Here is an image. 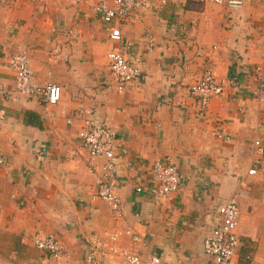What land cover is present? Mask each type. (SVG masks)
Wrapping results in <instances>:
<instances>
[{"label":"crops","instance_id":"0c3cea01","mask_svg":"<svg viewBox=\"0 0 264 264\" xmlns=\"http://www.w3.org/2000/svg\"><path fill=\"white\" fill-rule=\"evenodd\" d=\"M98 1L0 0V264H87L90 251L106 264L93 243L109 234L127 247L126 231L146 238L142 251L166 264H209L204 238L234 193L238 247L230 264H264V102L251 93L264 81V4L244 0L231 11L170 0L161 11H134L116 25L121 40L112 42L94 10ZM113 48L141 72L120 94L106 60ZM18 51L38 84L60 89L57 105L15 91L7 58ZM204 70L222 93L199 112L188 91ZM84 111H94L127 150L114 187L120 222L97 199L86 167ZM165 158L180 186L155 205L148 173ZM48 235L69 255L56 261L30 242Z\"/></svg>","mask_w":264,"mask_h":264},{"label":"built area","instance_id":"2783aa9c","mask_svg":"<svg viewBox=\"0 0 264 264\" xmlns=\"http://www.w3.org/2000/svg\"><path fill=\"white\" fill-rule=\"evenodd\" d=\"M170 0H100L95 6V12L108 26V38L112 42H119L121 34L116 27L125 21L134 11L149 9L161 11ZM231 11H239L244 6V0H200ZM264 4V0H254ZM149 47H152L150 44ZM5 49V46L2 47ZM57 56V52L53 57ZM109 72L115 83L116 91L120 94L125 84L136 80L140 70L132 66L120 48H113L106 55ZM7 67L14 75L15 91L27 97H32L40 103L55 106L60 100V89L51 83L38 84L29 65L28 57L22 52L11 53L7 58ZM189 95L197 102L199 112L205 110L209 101L221 95L222 88L213 78L209 70H204L199 81L189 88ZM253 97L264 102V81L260 80L254 90ZM82 122L79 133L80 148L87 156L86 167L94 176L95 194L97 199L107 204L112 218L120 222L124 218L123 206L115 192V177L117 161L127 154L125 146L119 141L111 129L101 120L97 119L94 111L80 112L78 115ZM4 118V111L0 110V125ZM220 137V136H219ZM227 140V137H224ZM255 152L261 154L263 149L259 141L254 142ZM101 160V165L97 161ZM2 161L0 160V166ZM248 175L256 174L251 168ZM152 185V199L155 205L163 198L175 194L179 190L180 177L175 165L168 159L156 160L152 163L149 173ZM141 189L137 188L136 192ZM237 193H234L217 210L218 224L204 238L202 244L203 254L209 258V264H230L238 247L236 229L239 221ZM130 236V245L119 247L116 244L117 235L105 234L107 242H95L93 245L107 257L106 264H166L162 259L149 252L142 251L147 247L146 238L137 233L126 231ZM151 238V237H149ZM31 244L40 252L45 253L56 261L69 255V250L51 236H33ZM87 264H98L96 252L90 251L86 256ZM182 264V263H177Z\"/></svg>","mask_w":264,"mask_h":264},{"label":"rangeland","instance_id":"374dc122","mask_svg":"<svg viewBox=\"0 0 264 264\" xmlns=\"http://www.w3.org/2000/svg\"><path fill=\"white\" fill-rule=\"evenodd\" d=\"M98 2H99V1H98ZM98 2H97V3H98ZM96 5H97V4H96ZM96 5H95V6H96ZM94 8H95V7H94ZM32 237H33V236H32ZM32 237H31V238H32ZM39 237H40V236H39ZM30 242H31V240H30Z\"/></svg>","mask_w":264,"mask_h":264},{"label":"trees","instance_id":"16d2710c","mask_svg":"<svg viewBox=\"0 0 264 264\" xmlns=\"http://www.w3.org/2000/svg\"><path fill=\"white\" fill-rule=\"evenodd\" d=\"M189 2H187L186 6L188 7Z\"/></svg>","mask_w":264,"mask_h":264}]
</instances>
